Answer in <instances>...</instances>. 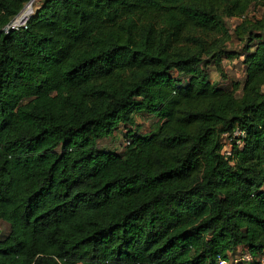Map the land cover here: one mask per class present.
<instances>
[{"label": "trees", "instance_id": "obj_1", "mask_svg": "<svg viewBox=\"0 0 264 264\" xmlns=\"http://www.w3.org/2000/svg\"><path fill=\"white\" fill-rule=\"evenodd\" d=\"M31 1L0 0V264L264 255V15L232 25L264 0H44L6 34Z\"/></svg>", "mask_w": 264, "mask_h": 264}, {"label": "rangeland", "instance_id": "obj_2", "mask_svg": "<svg viewBox=\"0 0 264 264\" xmlns=\"http://www.w3.org/2000/svg\"><path fill=\"white\" fill-rule=\"evenodd\" d=\"M44 0H36L35 6L36 8H40ZM34 6V5H33ZM35 8V7H34ZM252 15L256 18H261L264 15V4L255 7L252 9ZM251 17V18H253ZM233 26H236V23H232ZM241 46L239 42L233 41L231 44L228 45L229 50L231 51H241ZM224 69L225 73L228 75L227 81H219L221 79V75L215 70H211V80L214 83L227 86L230 81L232 80H240L243 81V67L242 63L236 58L229 62H224ZM158 120L154 119L151 116L148 115H141L136 117V123L137 126L135 129L130 128L127 130L121 127L117 135L114 137V139H106L103 141H100L99 146L103 149L115 151L117 153H122L127 145L128 138H126L127 131L134 132L137 131V133L146 135L150 132L154 131L158 124ZM10 225L6 222L0 220V236L2 238L7 237L10 234Z\"/></svg>", "mask_w": 264, "mask_h": 264}, {"label": "built area", "instance_id": "obj_3", "mask_svg": "<svg viewBox=\"0 0 264 264\" xmlns=\"http://www.w3.org/2000/svg\"><path fill=\"white\" fill-rule=\"evenodd\" d=\"M35 3V2H34ZM30 8V10H29ZM35 12V8L27 5L25 9L17 16L4 30L6 34H10L14 31H19L21 29H27L29 21L32 15ZM246 17H253L252 13L241 18L234 19L232 23L239 24ZM243 137L244 134L237 131L232 137L229 135H224L222 138V154L224 156H232L233 154V141L237 137ZM240 146L242 143L239 142ZM218 264H264V255L260 256L259 259H256L247 248L239 247L235 253H230L228 258L220 259Z\"/></svg>", "mask_w": 264, "mask_h": 264}, {"label": "crops", "instance_id": "obj_4", "mask_svg": "<svg viewBox=\"0 0 264 264\" xmlns=\"http://www.w3.org/2000/svg\"><path fill=\"white\" fill-rule=\"evenodd\" d=\"M234 59H236V58H234ZM238 60L242 63V67H243V76H242L243 77V81H241V82H244L245 78H246V74H245V68H244V65H243V59L241 58V59H238ZM219 81H221V79ZM236 81H240V80H236Z\"/></svg>", "mask_w": 264, "mask_h": 264}, {"label": "water", "instance_id": "obj_5", "mask_svg": "<svg viewBox=\"0 0 264 264\" xmlns=\"http://www.w3.org/2000/svg\"><path fill=\"white\" fill-rule=\"evenodd\" d=\"M35 0H32L31 3L29 4L30 7L34 5Z\"/></svg>", "mask_w": 264, "mask_h": 264}, {"label": "bare ground", "instance_id": "obj_6", "mask_svg": "<svg viewBox=\"0 0 264 264\" xmlns=\"http://www.w3.org/2000/svg\"><path fill=\"white\" fill-rule=\"evenodd\" d=\"M36 1V0H35ZM33 7V6H32ZM29 10H30V8H29Z\"/></svg>", "mask_w": 264, "mask_h": 264}]
</instances>
